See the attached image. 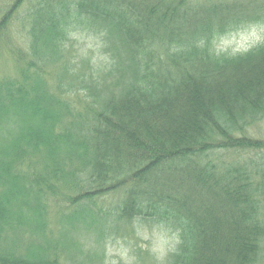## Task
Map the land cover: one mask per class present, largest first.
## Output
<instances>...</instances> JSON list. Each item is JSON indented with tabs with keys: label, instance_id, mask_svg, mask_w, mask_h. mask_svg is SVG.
Here are the masks:
<instances>
[{
	"label": "trees",
	"instance_id": "1",
	"mask_svg": "<svg viewBox=\"0 0 264 264\" xmlns=\"http://www.w3.org/2000/svg\"><path fill=\"white\" fill-rule=\"evenodd\" d=\"M255 25L264 0H0V264H109L146 226L163 264H264V40L214 47Z\"/></svg>",
	"mask_w": 264,
	"mask_h": 264
},
{
	"label": "rangeland",
	"instance_id": "2",
	"mask_svg": "<svg viewBox=\"0 0 264 264\" xmlns=\"http://www.w3.org/2000/svg\"><path fill=\"white\" fill-rule=\"evenodd\" d=\"M27 7L24 5L22 8ZM21 26H16L12 35L13 43L21 47H25V37L21 33ZM76 41L80 45H84V53L88 58L93 54H97L95 48L96 42L93 36H77ZM264 40V25H255L242 31L229 33L214 43L216 51L227 54H237L247 51L251 47L259 44ZM15 47V46H14ZM99 63H103L102 61ZM7 62L1 63L2 68ZM264 131V129L262 130ZM135 234L125 233L120 235L113 242L108 241L107 245V261L109 264H163L168 253L175 247L177 237L166 231L153 227H136ZM90 238L87 236L86 239ZM149 253L150 259L146 255Z\"/></svg>",
	"mask_w": 264,
	"mask_h": 264
}]
</instances>
